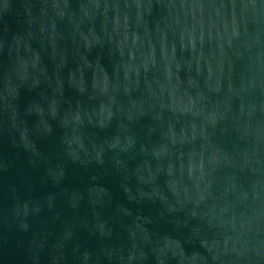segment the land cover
Listing matches in <instances>:
<instances>
[{"label": "water", "instance_id": "95a60500", "mask_svg": "<svg viewBox=\"0 0 264 264\" xmlns=\"http://www.w3.org/2000/svg\"><path fill=\"white\" fill-rule=\"evenodd\" d=\"M0 264H264V0H0Z\"/></svg>", "mask_w": 264, "mask_h": 264}]
</instances>
